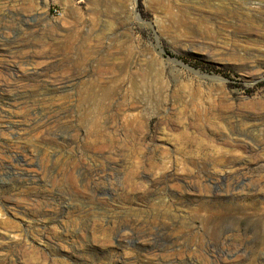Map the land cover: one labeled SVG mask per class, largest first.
Wrapping results in <instances>:
<instances>
[{"label": "rangeland", "instance_id": "obj_1", "mask_svg": "<svg viewBox=\"0 0 264 264\" xmlns=\"http://www.w3.org/2000/svg\"><path fill=\"white\" fill-rule=\"evenodd\" d=\"M239 120L264 0H0V264H264V151L203 134Z\"/></svg>", "mask_w": 264, "mask_h": 264}, {"label": "bare ground", "instance_id": "obj_2", "mask_svg": "<svg viewBox=\"0 0 264 264\" xmlns=\"http://www.w3.org/2000/svg\"><path fill=\"white\" fill-rule=\"evenodd\" d=\"M205 119H207V118H205ZM218 127H220V126H218ZM256 129H258V126H257V124L255 122H247L245 120H239L238 122H236V124L233 126L232 129H229V128L227 129V132L228 133L236 134V137L235 138L230 137V135L222 134L220 132H218L219 134H216L215 132L214 133H210V132H207L206 131V132H203V134L208 139V140H205V141L211 142V143L208 142L206 144V146L207 145H208V147L211 146V149L213 147V150H215V152H218V154L221 156L220 157V160H226L227 161V160H229V156L231 155L234 162H236V163H242L243 162V156L242 155L244 154L243 152H246L249 148L255 147L256 148L255 150H257V151H260V152H263L264 151V138H261L260 141H258L257 143L254 141L253 135L255 134V130ZM259 130H261V128ZM261 135L262 134H260L258 136H261ZM218 140H222L223 144H225L227 146L228 145L231 146L232 147L231 151L230 150L229 151H226V150L223 151L224 148L223 149H220L219 147L217 148V146H215V142L218 141ZM185 142H187L189 144L190 143H195V144H201L202 143V141H198L196 138L192 137V135H186ZM206 146H204V147H206ZM202 147H203V145H202ZM200 148H201V146H200ZM226 157H228V158H226ZM257 165H258L257 166L258 170L260 169L259 171L262 172L263 171V168H264V156L260 160V162L257 163ZM242 177H243L242 176V171H238L237 176H236V180L234 182L233 188L240 185V179Z\"/></svg>", "mask_w": 264, "mask_h": 264}]
</instances>
